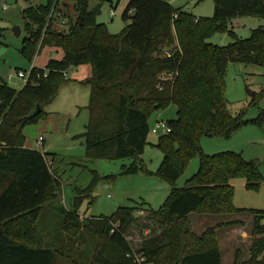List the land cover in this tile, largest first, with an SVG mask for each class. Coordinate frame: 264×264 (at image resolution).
<instances>
[{
    "label": "trees",
    "instance_id": "obj_1",
    "mask_svg": "<svg viewBox=\"0 0 264 264\" xmlns=\"http://www.w3.org/2000/svg\"><path fill=\"white\" fill-rule=\"evenodd\" d=\"M213 2L211 19H195L162 0H131L122 15L126 26L118 35L96 23L88 0H48L45 6L22 11L25 59L31 63L45 48L61 50L63 57L34 69L20 92L0 80V264H222L217 230L242 223L217 225L198 236L189 215L243 213L254 215L250 256L242 261L238 252L232 264H264V210L236 208L231 184L243 178L247 189L258 190V162L235 152L208 156L199 145L203 137L229 139L242 126L264 123V110L253 120L247 119V109L233 116L225 97L229 64L264 68V29L226 47L206 42L237 18L264 19V0ZM68 3L73 4V19L64 11ZM64 19L68 31H53L54 23ZM173 30L179 48L171 50ZM167 50L170 58L164 56ZM84 66L91 69L89 121L73 139L83 141L88 160L132 159L128 173L136 172L148 145L149 117L170 105L177 108V118L167 122L171 133L155 145L163 155L156 175L170 185V195L159 211L140 207L153 215L155 235L137 251L126 239L137 219L134 209L81 221L78 208L90 190L76 189L70 210L57 206L62 183L49 167L50 156L23 147L24 131L47 117L43 109L66 83L64 74ZM263 95L254 94L251 105ZM198 154V172L184 188H176ZM48 211L59 217L64 231H82V248L68 251L74 245L62 246V232L41 228Z\"/></svg>",
    "mask_w": 264,
    "mask_h": 264
},
{
    "label": "rangeland",
    "instance_id": "obj_2",
    "mask_svg": "<svg viewBox=\"0 0 264 264\" xmlns=\"http://www.w3.org/2000/svg\"><path fill=\"white\" fill-rule=\"evenodd\" d=\"M131 0H88V8L93 12L98 6L100 14H95L97 24L104 25L111 35L120 34L126 26L122 19L124 10ZM169 2L174 8L191 15L195 19H211L214 15L213 0H162ZM48 0H32L30 6H45ZM27 5L23 0H0V80L8 87L20 92L25 81L17 78L19 72H29L31 63L22 55L23 40L26 38L24 31V19L22 9ZM8 7L7 12L2 8ZM71 19L75 12L72 3H68V11L65 10ZM113 15V16H111ZM68 22V19H64ZM62 20V21H64ZM227 31H216L206 42L217 47H226L236 40H246L251 32L259 28L264 29V19L258 17L237 18L228 22ZM20 29L21 35L16 36L14 29ZM63 30V29H62ZM53 31H61L58 22L54 23ZM231 32V33H230ZM174 33V45L170 48H179V43ZM39 48V45H38ZM63 57L61 50L55 52L53 49L39 50L36 58V65L43 66L51 59L59 60ZM86 71H88L86 73ZM65 76L66 83L56 93L53 101L44 107L47 117L39 119L36 125L24 131L25 141L23 147H31L48 154V163L51 171L58 174L62 183L61 198L55 202L65 209H72L76 196V189L90 190L89 197L85 198L78 208L80 220L91 218H109L119 208H131L135 210L136 222L127 232L126 239L132 249L137 251L147 240L154 238V219L149 212L141 210L145 208L152 211H159L166 203L171 187L157 177L156 172L163 160V155L155 146L158 139L165 134L160 131L157 135L149 133L148 145L144 154L137 162V171L128 173L135 162L132 159H103L86 158V148L82 140L73 138L84 133L85 126L89 121L87 106L89 103L90 86L88 79L91 72L87 67H79L76 72L69 70ZM164 77V76H163ZM167 80H172L169 76ZM225 97L228 107L233 116L238 115L242 110L247 109V119L257 118L264 110V95L251 105L252 98L247 93L250 91L260 95L264 91V68L254 65L229 64L225 77ZM177 118V108L170 105L167 108L155 111L149 117V128L155 127L157 122H169ZM44 139L39 143V138ZM203 154L212 156L223 152H235L241 154L247 161H257L262 176V184L258 190L246 188V181L243 178L233 180L234 206L246 210H264V123L259 126L249 123L238 129L229 139L219 137H203L199 141ZM52 162V163H51ZM200 155L194 156L185 170L182 172L176 183V188L182 189L199 170ZM55 205V204H54ZM50 211L44 215L43 224L40 225L46 230L62 232V246L74 245L68 251H74L83 247L84 238L82 231L76 235L64 231L59 217L55 218ZM234 217L247 225L246 235L252 233L254 215L243 213L237 216H226V219ZM218 216H200L190 214L189 220L194 233L201 235L207 228L215 226ZM250 225V227H249ZM63 230V231H62ZM54 232L51 233L53 236ZM57 233V232H55ZM243 235L247 238L248 236ZM249 241V240H248ZM244 241L239 244L243 252L249 248L250 242ZM219 242L222 245L221 232ZM94 243V240H93ZM237 247H234L235 249ZM235 249L231 251L234 256ZM230 252V251H229ZM242 252H240L241 254ZM247 254V253H246ZM230 255V253H229ZM223 262L229 264L230 256L224 252Z\"/></svg>",
    "mask_w": 264,
    "mask_h": 264
},
{
    "label": "crops",
    "instance_id": "obj_3",
    "mask_svg": "<svg viewBox=\"0 0 264 264\" xmlns=\"http://www.w3.org/2000/svg\"><path fill=\"white\" fill-rule=\"evenodd\" d=\"M24 1V0H23ZM32 0H30L29 2H25L26 4H29V5H27L25 8H23L22 9V11L24 10V9H26V8H28V7H30V2H31ZM168 4H170L169 2H167ZM171 5V4H170ZM172 6V5H171ZM173 7V6H172ZM175 9H177V8H175ZM9 9H8V7L6 8V9H4V7L2 8V12H7ZM58 25H59V27H60V29H61V31H63L64 30V27L62 26V21H58ZM63 29V30H62ZM3 51V50H2ZM5 51V50H4ZM4 51L1 53L0 52V55L1 54H3L4 53ZM55 52H57V50H54ZM38 55H39V50H38V52H37V54H36V56L34 57V59H33V61L31 62V66L32 65H34L35 66V68H41V69H44L45 68V66L47 65V63H45L43 66H37L36 65V63H35V61H36V58L38 57ZM84 67H87V68H89V70H90V72H91V69H90V67H88V66H84ZM78 69L79 68H77V69H74L76 72L78 71ZM88 71H86V73H87ZM25 73H28V72H25ZM90 79V78H89ZM88 79V80H89ZM24 86V85H23ZM23 88V87H22ZM44 142V139H43V141H42V143ZM25 148H27V149H31V147H25ZM41 153H43V152H41ZM233 182V181H232ZM232 182H231V184H232ZM237 208V207H236ZM238 209H240V208H238ZM197 215V214H196ZM238 215H240V214H238ZM190 216V215H189ZM200 216H208V215H200ZM231 216H237V215H231ZM220 221H218L217 222V224L214 226H212V227H216L217 225H221V224H227V223H233V222H240V223H242V225H237V226H231V227H227V228H220L219 230H217V240H218V245H219V250H220V253H221V258H222V264H225L224 262H223V257H224V252L226 253V254H228V256H230V261L231 262H229V264H232L233 262H234V260H235V257H236V255L238 254V252L240 253V252H242L241 254H240V257H241V260L242 261H247L248 259H249V256H250V248H251V245H252V242H253V237L252 236H250V235H246L245 234V230H246V228H247V225L248 224H245L243 221H241V220H238V219H235L234 217H230V219H226V216H224V217H222L221 219H219ZM253 223H254V220H253ZM253 223H252V225H251V227H252V229H253ZM212 227H210V228H212ZM249 227H250V225H249ZM207 229H209V228H207ZM206 229V230H207ZM206 230H204V232L206 231ZM193 232H194V230H193ZM203 232V233H204ZM220 232H221V237H222V245H221V243L219 242V235H220ZM202 233V234H203ZM201 234V235H202ZM245 234V236H248L247 238H245V237H243V235ZM251 235H252V233H251ZM198 236H200V235H198ZM249 240V241H248ZM244 241H248V242H250V245H249V248L247 249V251L246 252H243L239 247H237V246H239V244H241V243H243ZM234 247H237L236 249L234 248ZM235 249V254H234V256L233 255H231V251H233ZM230 251V252H229ZM229 253H230V255H229ZM247 253V254H246Z\"/></svg>",
    "mask_w": 264,
    "mask_h": 264
},
{
    "label": "built area",
    "instance_id": "obj_4",
    "mask_svg": "<svg viewBox=\"0 0 264 264\" xmlns=\"http://www.w3.org/2000/svg\"><path fill=\"white\" fill-rule=\"evenodd\" d=\"M7 7L4 6V9H6ZM113 16V15H111ZM177 19V15H174L173 16V19H172V22H174L175 20ZM195 22H198V20H195ZM62 26L64 27V32H67L68 31V26H67V21L64 20L62 21ZM164 56L166 58H170L171 57V50H167L165 53H164ZM34 69H37L35 68L34 65L31 66V70L28 72V73H25V72H19L17 73V78L20 79V80H23L25 81V83L29 80L30 76H31V73ZM67 74L65 73L64 76H66ZM44 76L46 77L47 76V72H45ZM170 77L172 78V75H167V77ZM39 77V76H37ZM166 77V78H167ZM165 78V79H166ZM167 80V79H166ZM160 131H162L164 134H169L171 133V129L170 127L168 126V124L166 122H163V121H160V122H157L155 124V127L150 129V132L154 135H157ZM43 141V138L40 137L39 138V143H42Z\"/></svg>",
    "mask_w": 264,
    "mask_h": 264
},
{
    "label": "water",
    "instance_id": "obj_5",
    "mask_svg": "<svg viewBox=\"0 0 264 264\" xmlns=\"http://www.w3.org/2000/svg\"><path fill=\"white\" fill-rule=\"evenodd\" d=\"M24 1H25V2H29L30 0H24ZM100 7H101V6H98L96 9L93 10L94 14H100ZM13 32H14V34H15L16 36H20V35H21V31H20V29H18V28L14 29ZM3 51H4V50H3ZM3 51H1V53H2ZM247 93H248V95H249L250 97H253V96H254V93H252V92H250V91H247Z\"/></svg>",
    "mask_w": 264,
    "mask_h": 264
}]
</instances>
